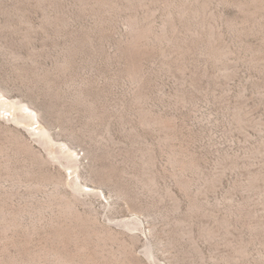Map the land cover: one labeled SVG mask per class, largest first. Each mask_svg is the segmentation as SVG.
I'll return each mask as SVG.
<instances>
[{
    "label": "rangeland",
    "instance_id": "obj_1",
    "mask_svg": "<svg viewBox=\"0 0 264 264\" xmlns=\"http://www.w3.org/2000/svg\"><path fill=\"white\" fill-rule=\"evenodd\" d=\"M0 90V264H264V0H0Z\"/></svg>",
    "mask_w": 264,
    "mask_h": 264
},
{
    "label": "bare ground",
    "instance_id": "obj_2",
    "mask_svg": "<svg viewBox=\"0 0 264 264\" xmlns=\"http://www.w3.org/2000/svg\"><path fill=\"white\" fill-rule=\"evenodd\" d=\"M0 92L2 93L3 91L2 90H0ZM6 93H2V95H5ZM1 95V94H0ZM3 98H4V96H2ZM10 98V97H9ZM9 98H7V99H9ZM3 101L2 102H0V113L1 114H3V113H5V112H7L9 109L7 108L10 104L8 103V101L5 99H2ZM12 101V100H11ZM11 101H9V102H11ZM13 103H15L17 106H19L22 110L23 109H25V110H27V111H29V112H31L30 114L28 113L27 114V116H24V115H26V114H24V115H20V116H18V114H17V116L16 117H14V119L13 120H23V119H25V117H32V118H35V119H39V112L37 113V111H36V109L34 108V107H32L30 104H27V103H24V102H22V101H19L18 100V102H16V101H14ZM13 103H11V104H13ZM9 104V105H8ZM14 105V104H13ZM10 108V110H12L11 109V107H9ZM13 108V107H12ZM14 108H16V107H14ZM11 119V118H10ZM26 120V119H25ZM31 125V124H30ZM35 135H38L39 136V140L41 141V142H46L47 140H48V138H53L52 137V134H51V132H50V129H49V127L48 126H46V127H44V128H40L39 130H37V131H34V130H32L31 128H29ZM52 144V143H51ZM65 150V149H64ZM61 152H59V150H58V154H56V155H50L53 159H55V160H57L58 162H60L61 164H63V165H65V166H67V168L69 167V166H71V167H73V168H78V163H74L73 161H75V160H73L72 161V159H71V155L69 156L70 157V159H67V162H64L63 161V158H65L64 157V155L62 156L61 154H60ZM72 162L74 163V165H72ZM75 166V167H74ZM76 193H74L75 194V197L76 198H78V197H80V195H81V192H80V190H78V189H76V191H75ZM79 195H78V194ZM61 196V195H60ZM61 197H66V196H61ZM61 199V198H60ZM63 199V198H62ZM65 199V198H64ZM63 201V200H62ZM60 203H61V201H60ZM67 204L70 206V204H71V206H72V201H68L67 202ZM60 205H63V202L60 204ZM123 224L125 225V226H127V227H130L131 225H133L134 223L133 222H126V221H124L123 222ZM135 225H137V224H135ZM151 255V254H150Z\"/></svg>",
    "mask_w": 264,
    "mask_h": 264
}]
</instances>
